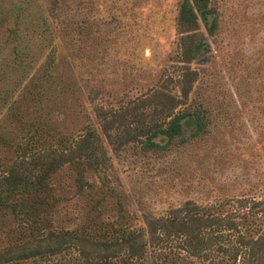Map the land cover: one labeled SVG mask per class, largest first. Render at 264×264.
<instances>
[{"label": "trees", "instance_id": "trees-1", "mask_svg": "<svg viewBox=\"0 0 264 264\" xmlns=\"http://www.w3.org/2000/svg\"><path fill=\"white\" fill-rule=\"evenodd\" d=\"M28 1L0 12V264H264V198L255 186L154 208L120 188L113 163L130 150L154 157L148 172L134 164L120 172L156 171L153 186L164 197L191 193L203 181L180 162L189 141L214 127L201 88L205 71L191 63L211 53L206 34L216 33L223 1L178 0L179 34L170 43L148 0H117L110 9L103 2L97 12L81 0L67 20L57 4L51 12H27ZM183 25L191 30L184 33ZM153 42L171 46L167 63L153 47L145 54ZM175 45L190 63V82L179 94L164 93L168 108L159 118L135 120L148 105H133L159 91ZM63 50L73 68L85 65L86 83L59 80ZM109 60L123 71L110 86L100 78ZM134 79L148 81L139 94L125 91Z\"/></svg>", "mask_w": 264, "mask_h": 264}, {"label": "rangeland", "instance_id": "rangeland-1", "mask_svg": "<svg viewBox=\"0 0 264 264\" xmlns=\"http://www.w3.org/2000/svg\"><path fill=\"white\" fill-rule=\"evenodd\" d=\"M84 1L86 3V0ZM91 1L94 12H97L102 10L100 7L103 8V5L100 4L103 2L110 9L117 0H87L85 5L90 12ZM135 1L140 5L144 0ZM177 1L148 0L153 7L157 6L156 12H160L162 16L165 38L169 43L175 34L177 37L179 34L174 27ZM220 1H223V6L219 13L217 31L214 35L206 34L211 44V53L205 57L207 59L198 55V59L191 63L205 71L204 83L200 85L204 88L208 106L214 109V127L207 136L197 141H189V151L186 158L183 157V162H180L189 175L198 173L202 175L203 181L196 182L191 193L185 188L181 192L170 191L166 197L161 196L160 190L156 191L153 186L157 180L156 171L150 172L151 175L142 174V177L137 170L120 172L124 167H132L133 164L146 168L145 172H148V166L155 158L140 157L134 150L124 151L113 159V163L114 169H117L115 171L121 175L120 188L130 195L132 200H147L154 208H162L170 202H178L189 196L213 197L218 192L238 194L250 186H255L256 195L264 198V0ZM13 2L14 0H0V12H12ZM80 2L81 0H29L30 7L27 12H51L57 4L63 19H74L78 11L76 4ZM198 28L206 33L202 23L199 22ZM180 30L187 33L191 27L183 25ZM163 45L164 47L162 43L153 42L152 46L145 48V54L151 55L153 47L158 60L167 63L171 46L165 42ZM63 51L64 59L58 67L59 80L75 86L86 83L85 79L90 73L85 65L73 68L67 60V51ZM179 52L180 49L175 45L172 61L165 71L167 78L160 83L159 91L150 93L144 98V102L138 101L133 105H148V111L143 112V115L141 112L134 115L135 120L141 116L147 122L159 118L161 111L168 108L164 93L179 94L180 87L190 82L187 69L190 63L183 61ZM113 65L112 60L106 62L104 72L100 76L109 86L121 80L119 76L123 75V71L112 67ZM154 66L149 65L147 70ZM146 84V80L134 79L133 82L126 81L124 87L130 94H139V90H144ZM189 132L187 129L185 135ZM61 179L67 181L70 197L76 198L65 173ZM69 200L72 201L70 198Z\"/></svg>", "mask_w": 264, "mask_h": 264}]
</instances>
